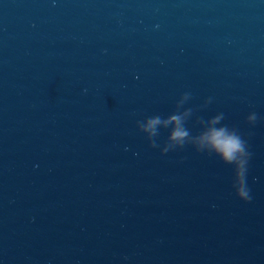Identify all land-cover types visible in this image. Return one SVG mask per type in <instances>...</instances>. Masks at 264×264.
<instances>
[{
	"label": "water",
	"instance_id": "95a60500",
	"mask_svg": "<svg viewBox=\"0 0 264 264\" xmlns=\"http://www.w3.org/2000/svg\"><path fill=\"white\" fill-rule=\"evenodd\" d=\"M0 264H264V0H0Z\"/></svg>",
	"mask_w": 264,
	"mask_h": 264
},
{
	"label": "clouds",
	"instance_id": "9594fccd",
	"mask_svg": "<svg viewBox=\"0 0 264 264\" xmlns=\"http://www.w3.org/2000/svg\"><path fill=\"white\" fill-rule=\"evenodd\" d=\"M185 98H189L188 93H184ZM190 109H186L184 114H170L167 118H163L159 115H152L146 117V123L140 125L141 131H146L151 136H156L157 125L173 124L174 127L168 133L166 140L168 144L166 147L161 148L162 153L168 152L175 146H183L189 143L190 131L184 126V117L189 115ZM223 119V114L215 115L210 118L207 123L215 125L220 123ZM257 119L255 113L247 115L246 120L248 122H254ZM203 121H200L202 123ZM139 125V121H137ZM196 143L197 151H201L200 145H206L213 153L217 154L220 161L226 165L232 166V188L237 198L242 201L251 200L250 188L247 183V172H248V160L251 153L247 150L245 140L234 128H229L227 125L220 127H209L204 131L200 132L198 136L193 138ZM152 147H157L153 139H148Z\"/></svg>",
	"mask_w": 264,
	"mask_h": 264
}]
</instances>
